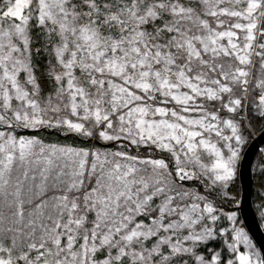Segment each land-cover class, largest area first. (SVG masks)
Here are the masks:
<instances>
[{"label": "snow or ice", "instance_id": "1", "mask_svg": "<svg viewBox=\"0 0 264 264\" xmlns=\"http://www.w3.org/2000/svg\"><path fill=\"white\" fill-rule=\"evenodd\" d=\"M257 138L264 0H0V264H264Z\"/></svg>", "mask_w": 264, "mask_h": 264}, {"label": "water", "instance_id": "2", "mask_svg": "<svg viewBox=\"0 0 264 264\" xmlns=\"http://www.w3.org/2000/svg\"><path fill=\"white\" fill-rule=\"evenodd\" d=\"M263 144L264 142H262L259 138H257L254 141V145L246 150L248 161L253 160L254 155L256 154L258 149L263 146ZM243 194L246 196L247 199H246L245 210L241 216V219L242 221H246L245 227L249 230L250 235L253 237L254 241L258 245H264V231L259 230V221L256 218L255 211L252 207V201H251L252 179L247 175L244 178Z\"/></svg>", "mask_w": 264, "mask_h": 264}, {"label": "trees", "instance_id": "3", "mask_svg": "<svg viewBox=\"0 0 264 264\" xmlns=\"http://www.w3.org/2000/svg\"><path fill=\"white\" fill-rule=\"evenodd\" d=\"M53 139H55V137H53ZM263 146H264V144H263ZM256 153H257V152H256ZM255 158H256V154L254 155L253 160H254ZM236 190H237V191H241L239 180L237 181V189H236ZM256 192H257V188H256V185H255L254 181L252 180V197H251L252 205H253V203H254V201H255ZM253 209H254V208H253ZM254 211H255V209H254ZM255 214H256V212H255Z\"/></svg>", "mask_w": 264, "mask_h": 264}]
</instances>
